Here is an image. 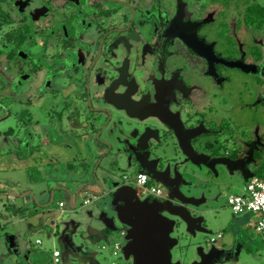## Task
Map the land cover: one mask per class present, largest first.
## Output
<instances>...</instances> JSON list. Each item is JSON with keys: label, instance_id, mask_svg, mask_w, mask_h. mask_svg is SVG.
Returning <instances> with one entry per match:
<instances>
[{"label": "flooded vegetation", "instance_id": "obj_1", "mask_svg": "<svg viewBox=\"0 0 264 264\" xmlns=\"http://www.w3.org/2000/svg\"><path fill=\"white\" fill-rule=\"evenodd\" d=\"M254 4L259 3L251 1L243 8L238 4L236 9L227 0H0V56L19 65L10 86L0 83V97L27 104L23 112L28 118L19 123L26 122L30 132L28 148L39 146L42 151L30 149L35 160L47 157L43 144L53 130L65 131L56 146H66L74 139L70 132L86 124L96 110L122 108L130 115H157L170 122L188 152L201 161L245 164L258 148L254 143L258 136H240L231 127L237 115L230 114L245 107L237 73L264 75V62L260 65L251 49L264 34V24L248 20ZM242 34L251 53L242 51ZM46 97L53 103L44 122L49 121L42 125L33 114ZM251 105L264 112V90ZM194 118L198 126L193 131ZM38 125L41 129L34 134ZM162 133L163 137L153 133L156 141L175 147L172 128ZM243 139L251 144V153L240 148ZM190 143L202 152L194 154ZM256 156L261 157V152ZM133 167L134 174L124 175L126 181L142 172L140 166ZM180 170L190 184L189 165ZM150 210L146 229L136 232L141 242L150 243L146 262L154 263L160 255L165 259L156 244L163 221L157 220L156 210ZM146 211L142 208V213ZM175 252L165 264L177 260L187 264L181 257L176 259ZM138 256L143 264L147 255ZM211 258L200 264H209Z\"/></svg>", "mask_w": 264, "mask_h": 264}, {"label": "rangeland", "instance_id": "obj_2", "mask_svg": "<svg viewBox=\"0 0 264 264\" xmlns=\"http://www.w3.org/2000/svg\"><path fill=\"white\" fill-rule=\"evenodd\" d=\"M227 1L233 3V6L236 5L234 7L236 9L239 8L238 4L243 8L248 6L251 1L253 3L257 2L264 7V0ZM246 2H248L247 5H245ZM255 6L254 4V7ZM234 8L231 6V10ZM253 10L254 11H251L253 14L251 16L255 18L259 13V19L261 18L260 25H263L264 14L256 10V7ZM260 33H257V35ZM243 38L244 35L242 34V51L244 54L248 51L251 53V51L248 50V46H244L245 40ZM258 41H260L259 44ZM258 41L257 44L253 42L254 44L253 46L251 45V49H253V53L255 54L254 57L261 59L260 65H262L264 62V34L258 36ZM15 63L16 61H14V59L5 60L0 56V83H3L7 87L11 85L13 78L18 75V70L15 66L18 64ZM237 77V88L241 89L242 104L245 107L241 108L240 111H238V109L232 111L230 115L234 116L236 114L237 122L235 123L234 121V126L231 125V127L234 131L239 133L240 136L242 135L246 139H251L254 135L258 136L254 142L258 148L253 149L254 152L248 158L249 162L244 164L247 169H245L243 165L242 167L236 166L233 170L230 167V162L226 160L215 162L214 169L204 165L200 170L197 165H189V182L191 183L187 184L185 189L190 188L189 192H192L196 196L202 197V195H205L207 197V202L200 206V211L205 217V224L208 231H197V234L194 236L187 232L185 224L181 223L178 227L179 231L170 232L171 235H176L180 241L179 244L172 248L173 252L176 251V259L181 257L186 262L194 261L197 259L196 249L199 245H202L208 250L213 245L219 247L218 242L220 239L218 238V242H213V240H215L218 237V233L222 231L226 233L223 241L225 243V248H230V252L228 253L230 255H238V260L235 264H264V238L257 234L251 225L241 222L243 217L248 215L251 216V214L241 213L236 215L228 204L229 194L244 193L247 185V170H253L262 165L264 166V147L261 143L263 141L261 136H264V112L261 111L260 106L255 107L251 105L254 96L257 95L258 92L264 90V75L256 74V76H251L247 73H237ZM52 103L53 100L46 97L41 99L40 103L37 104L34 109L33 115L40 119V124L49 117V108ZM26 107L27 104L15 101L12 98L0 97V264H47L45 261L46 259L51 260L49 264H55L51 259L52 252L55 248L63 250L61 235L70 225L73 229L74 242L82 246L85 251L90 252L91 255H94L99 264H133V260L126 257L122 248L126 242L130 240L127 224L120 220V214H123V210L118 213V204H115L110 195L95 199V195L89 194L85 196L82 193L79 206L76 209L71 208L69 205L66 206V211L60 219H57L60 211H58L54 205H51L50 208H44L45 210L38 211L39 209L36 208L37 204L34 203V199H32L34 204L31 205L28 199L23 196L16 198L8 197V193L13 192L24 195L31 190L40 201L43 200L48 202L51 191L58 183H70L72 184L73 190L77 189V183L73 178L69 179V181H65V179H60V177L51 180H46L45 177V172L48 170L47 163L52 160L55 162L56 159H70L73 152H69V149L49 145L52 140H49L48 138L51 137L47 136L43 144V146H45V149H43L45 152H48L47 157L37 160L31 157L30 149L33 150L34 153H42V151H39V146L28 148V141L31 140L30 132L27 131L25 127L26 122L25 125L19 123L20 119L24 120L28 118L24 116L23 112ZM195 119L196 118L193 120L195 122L193 131L196 130L198 126ZM48 121L49 120H46L42 125H45ZM39 129H41L40 126H36L34 134H37ZM53 132L56 133V130H53ZM41 134L43 133L39 132V135ZM246 139L240 142V148L248 150L249 152V150H251V144H248L249 141ZM34 143L37 145L39 140H34ZM189 145L190 148H193L194 154L202 152L195 149L194 143H190ZM248 152L247 155L251 153ZM257 152H261V157L258 159L256 156ZM174 153L175 151L171 149L170 154ZM250 157H255L257 160H252ZM21 158L27 159V161L21 162ZM254 162L255 164H252ZM235 163L237 164L238 162ZM241 163L244 162L242 161ZM32 165H37L39 167L40 175H38V172L35 171ZM63 165V162L58 164V175H63L62 172L66 171ZM30 166L32 167L31 171ZM122 166L125 168L123 167V169L116 174V177L119 179L123 178V173H127V176H129L134 174L133 172L136 170V167L128 168L125 162L122 163ZM42 172L44 173L43 176H41ZM11 180L15 181V183H19V186L13 185ZM158 185L165 187V184L162 182ZM165 188L167 189L168 187ZM60 196H62V192L56 191L55 200H59ZM86 198H92L93 200L90 204L83 205ZM15 206L20 208L15 211ZM144 215L146 225H148L152 217L148 212ZM163 215H165V213H162L161 216ZM110 217L114 219L115 223V229L112 230L111 233L103 230L106 226V218ZM141 218L142 217L138 216L137 213L133 214L131 223L132 225L134 223L135 233H137L136 231H140L143 227H141ZM74 224H76L75 227ZM55 229L56 232L54 233ZM165 233L164 229L158 230L159 236H166ZM123 235L124 238L125 235L128 237L125 238L121 248H113L111 243L118 240ZM37 239H41L42 243H37ZM167 248L170 249V245ZM17 249L20 250L18 253ZM26 255L28 258H26ZM76 255L77 254L74 252L69 253L71 264H95L89 262L79 263Z\"/></svg>", "mask_w": 264, "mask_h": 264}, {"label": "water", "instance_id": "obj_3", "mask_svg": "<svg viewBox=\"0 0 264 264\" xmlns=\"http://www.w3.org/2000/svg\"><path fill=\"white\" fill-rule=\"evenodd\" d=\"M89 117L90 119L86 124L76 126L74 132H70V137L72 136L74 139L68 142L66 146L61 145V147L69 149V152H73V154H71L73 156H71L70 159L64 160L63 166L66 171L62 173L66 174L65 181H69L71 178L75 179L77 183L76 190L72 189V184L70 183H58L51 191L49 201L43 204H41L42 202L32 191H28L24 195L12 192L8 193V197L16 198L30 195L31 198L34 199V203L38 206L48 208L51 205L55 207L57 205L56 209L60 211L58 205L60 200H55L56 191H62L68 196V203L64 201V209H66L68 205L76 209L79 206L82 193L85 196L91 194L95 195V197L110 195L115 204H118V213L123 210V214H120V220L127 224V231L130 235V240L122 247L126 257L133 260V264H139L141 257L139 258L138 255L141 252L147 255L144 257V260H141L143 264H165V259L168 257V254L171 258L173 257L172 248L180 242L176 235L170 234V232L176 230L177 226L179 227L181 223L185 224L187 232L194 236L197 234V231H208L207 227L204 225L205 217L200 211V206L207 201H202L198 197L195 199L194 196L185 192V187L187 186L185 182L186 177H184L180 167L186 166L187 164H194L201 170V168H203L201 165L203 164L214 169L215 163L212 164L193 157V153L191 154L188 152V148L179 140L178 133L175 128H173V125L157 115H147L141 118L140 116L138 117V115H130V113L122 108H115L112 110L101 108L96 110V113ZM135 118H137L138 121H134ZM168 126L172 128L174 135L177 137L175 147L169 146L167 142L166 144L160 143L162 139L160 142L156 141L157 138L153 135L156 131L158 136L160 135V137H163V129H167ZM59 129L56 130V133L52 132L51 138L49 139L52 140V143L55 142L53 143L54 145L56 141H60L61 136L65 134L63 129ZM153 139H155V141H152ZM171 149L175 151L174 154H170ZM191 150L194 152L192 147ZM155 154L158 155L155 156ZM58 160L60 159H56V161ZM123 162H125L128 168L135 165L140 166L143 168L142 172L147 173L150 179L165 184V186L168 187L166 193L167 197L163 199L155 196L154 199H151V195H146L145 198L142 199L138 195L140 190L136 185L126 184L127 181L124 176L126 173H123L122 179L116 177V174L124 167L122 166ZM217 162H221L220 159L217 160ZM32 167L35 168L38 175H40L39 167L37 165H33ZM171 169H173L174 173H172ZM43 174L42 172L41 176H43ZM46 176L47 172L45 177ZM165 176L168 177V180L165 179ZM96 186L99 187V191L93 189V187ZM120 194L127 195V200L124 204H120L119 201L115 200V197ZM86 199L90 201L89 203L84 201L83 205L90 204L93 200L92 198ZM135 206H137L136 209L134 208ZM15 208L16 211L20 207L15 206ZM142 208L147 209L146 213L152 211L150 208L156 210L155 216L157 220L163 221L161 226L166 232V236H161L156 243L160 245L157 246L160 248L162 255L164 253L165 259H162L160 255L159 258H156V262L154 261V263L146 262L149 257L148 251L150 250V243L141 242V235L135 233L134 223L133 225L131 223L133 214L137 213L138 216L142 217V230L143 228L146 229L145 213H142ZM158 212L160 214L165 213V215L161 216ZM62 215L63 213H60L57 219H60ZM105 222L106 226L103 230L106 231L109 229L111 233V231L115 229L114 219H112V217L106 218ZM75 226L76 224H74V227ZM55 232L56 229L54 233ZM127 237L128 236L125 235V238ZM125 238L123 235L117 241L122 245ZM61 241L63 245V250H61L62 261L64 264H71L69 260V253L71 252L77 254V261L79 263L89 262L99 264L94 255H91L90 252L85 251L82 246L74 242L71 225L62 233ZM169 245L171 247L170 249L167 248ZM111 246L113 247L112 243ZM229 249L225 247L218 248L213 245L208 250L202 245H199L196 249L197 259L190 261L189 264H200L204 258L208 256L213 257L210 259L209 264H235L238 260V255L232 257V255L228 253L230 252ZM18 252L19 249H17V253ZM26 258H28L27 255ZM176 262V264H179V260Z\"/></svg>", "mask_w": 264, "mask_h": 264}, {"label": "built area", "instance_id": "obj_4", "mask_svg": "<svg viewBox=\"0 0 264 264\" xmlns=\"http://www.w3.org/2000/svg\"><path fill=\"white\" fill-rule=\"evenodd\" d=\"M130 181L139 188V192L143 195H154L159 198H166V192L163 187L158 185H151L149 183V175L147 173L141 172L136 176L135 179H130ZM129 182V179H128ZM89 199L85 202L89 203ZM228 204L231 207L234 214L239 215L241 213H253L257 215L255 222L256 232L264 238V178L254 176L252 177L246 185V189L242 194H229ZM60 213H64L65 202L59 201ZM218 236H222L220 233ZM37 243H41V240H37ZM113 247L116 249L121 248V243L119 241H114L112 243ZM53 263L64 264L62 261V252L58 248L52 252L51 257Z\"/></svg>", "mask_w": 264, "mask_h": 264}, {"label": "crops", "instance_id": "obj_5", "mask_svg": "<svg viewBox=\"0 0 264 264\" xmlns=\"http://www.w3.org/2000/svg\"><path fill=\"white\" fill-rule=\"evenodd\" d=\"M53 143H55V142H53ZM52 142L49 144V145H54ZM49 145H47V146H49ZM57 144H55V146H56ZM71 156H73V155H71ZM20 158V157H19ZM25 161H27V159H23V158H21V162H25ZM56 162H58V163H56ZM60 162H64V160H58V161H56L55 160V162H54V160H52L51 162H48L47 163V167H48V170H47V176H46V180L47 179H55V178H57V177H60V179H65L66 178V174H63V175H58V171L59 170H57L58 169V164L60 163ZM231 165H230V167L234 170L235 168H236V166L237 167H242L244 164L243 163H241V162H238L237 164L236 163H230ZM70 165V164H69ZM244 167V166H243ZM53 169V170H52ZM141 169H143V168H141ZM51 170L53 171V172H51ZM57 170V171H56ZM50 171V172H49ZM56 171V172H55ZM142 171V170H141ZM254 176H256V171L255 172H253V171H251V170H247V177H246V181L248 182L252 177H254ZM130 179L131 178H129V182H128V180H127V185H134L131 181H130ZM12 181V180H11ZM13 182V185H16V186H19V183H15V181H12ZM246 182V183H247ZM62 183V182H61ZM149 183L151 184V185H158V184H160V182H158V181H156V180H152V179H150L149 178ZM158 186H160V185H158ZM93 189H95V190H97V191H99V187H93ZM186 190V192L188 193V191H190V188H187V189H185ZM31 191V190H30ZM60 192H62V191H60ZM19 194V193H18ZM191 194V196H194V198L196 199V197H198V198H200V200H202V201H207V198L205 197V196H203L202 195V197L201 196H196L195 194H193L192 192H189V195ZM142 199H143V197H145V196H142L143 194L142 193H140L139 192V194H138ZM104 196H106V195H104ZM104 196H101V197H98L97 198V196H96V198L95 199H99V198H104ZM95 197V196H94ZM24 198H26V199H28V202L31 204V205H33L34 203H33V200H32V198H31V196L30 195H27L26 197H24ZM116 199L115 200H117V201H119V203L120 204H124L125 203V201L127 200L126 198H127V195H125V194H120L119 196H117V197H115ZM26 199H24V200H26ZM59 200L60 201H65L66 203H68V196H67V194L66 193H64V192H62V196H60L59 197ZM42 201V203L41 204H43L45 201H43V200H41ZM56 205V204H55ZM36 208H38L39 210L38 211H42V210H45L44 209V207L43 206H36ZM41 208V209H40ZM48 208H50V207H48ZM56 208H57V205H56ZM249 214H251V216H252V218H251V216L250 215H248V216H245V217H243V219L241 220V222H243V223H246L247 225L249 224V225H251L254 229H255V222H256V218H257V215L256 214H253V213H249ZM59 217V216H58ZM255 219V220H254ZM205 226H206V224H205ZM127 230H128V228H127ZM256 231V230H255ZM220 233H222V236H218L213 242H218V238L220 239V241L218 242L219 243V247L218 248H220V247H225V243H224V241H223V238L225 237V232H219L218 233V235L220 234ZM258 234V233H257ZM38 240V239H37ZM39 240H41V239H39ZM41 243H42V241H41ZM114 248V247H113ZM20 251V250H19ZM169 255V254H168ZM165 258V257H164ZM165 261H166V259H165ZM168 262V261H167ZM169 264H171L170 262H169ZM187 264H189V262H187Z\"/></svg>", "mask_w": 264, "mask_h": 264}, {"label": "trees", "instance_id": "obj_6", "mask_svg": "<svg viewBox=\"0 0 264 264\" xmlns=\"http://www.w3.org/2000/svg\"><path fill=\"white\" fill-rule=\"evenodd\" d=\"M256 10H258V11H260L261 13H263L264 14V7L262 6V5H260V4H256ZM255 7H254V9H255ZM252 11H253V9H252ZM258 11H256V12H258ZM262 15V14H261ZM252 18V19H251ZM250 22H256L257 21V25H260V20H261V18L259 19V13H258V16L257 17H255V18H253L252 16L250 17V19H248ZM248 21V22H249ZM35 169V168H34ZM35 171L37 172V170L35 169ZM256 176H258V177H263L264 178V166L262 165V166H260V167H258L257 169H256ZM106 232H110V230L109 229H107L106 230ZM46 262H47V264H49L50 263V261L51 260H48V259H46L45 260Z\"/></svg>", "mask_w": 264, "mask_h": 264}]
</instances>
